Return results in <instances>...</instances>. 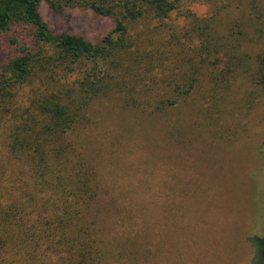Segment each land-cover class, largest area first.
<instances>
[{
  "label": "rangeland",
  "instance_id": "374dc122",
  "mask_svg": "<svg viewBox=\"0 0 264 264\" xmlns=\"http://www.w3.org/2000/svg\"><path fill=\"white\" fill-rule=\"evenodd\" d=\"M39 13L52 32L92 44L113 28L111 18L78 5L54 12L42 2ZM194 19L211 33L199 54L206 40L189 35ZM147 23L172 70L185 54L192 61L180 63L186 68L165 93L139 97L179 102L136 109L112 91L91 103L66 138L69 162L81 160L94 174L92 212L105 263L255 264L249 240H264V88L257 81L264 0H182L164 21L135 23L138 36ZM13 55L0 34V64ZM190 82L179 94L176 85ZM6 126L3 119L0 168L9 161ZM259 248L264 255V244Z\"/></svg>",
  "mask_w": 264,
  "mask_h": 264
},
{
  "label": "trees",
  "instance_id": "16d2710c",
  "mask_svg": "<svg viewBox=\"0 0 264 264\" xmlns=\"http://www.w3.org/2000/svg\"><path fill=\"white\" fill-rule=\"evenodd\" d=\"M42 2L54 12L76 5L91 9L111 18L113 28L98 44L54 33L39 13ZM181 2L0 0V34L14 51L0 64V123L8 125L9 159L0 168V264H106L92 212L98 198L94 174L81 160L69 162L73 149L66 138L86 119L91 103L112 91L136 109L176 106L181 96H139L165 93L186 68L180 63L192 59L185 54L172 70L164 48L154 42L155 27L143 24L138 36L135 23L164 21ZM209 34L208 24L191 21L189 35L206 40L196 54L209 49ZM258 67L264 88V60ZM192 86L176 88L184 95ZM253 239L256 264L264 240Z\"/></svg>",
  "mask_w": 264,
  "mask_h": 264
}]
</instances>
